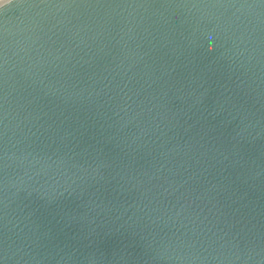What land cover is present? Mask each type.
Here are the masks:
<instances>
[{
    "label": "water",
    "instance_id": "95a60500",
    "mask_svg": "<svg viewBox=\"0 0 264 264\" xmlns=\"http://www.w3.org/2000/svg\"><path fill=\"white\" fill-rule=\"evenodd\" d=\"M0 264H264V0H0Z\"/></svg>",
    "mask_w": 264,
    "mask_h": 264
}]
</instances>
